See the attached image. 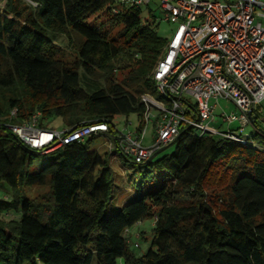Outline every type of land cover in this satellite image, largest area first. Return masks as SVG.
Wrapping results in <instances>:
<instances>
[{
	"label": "trees",
	"instance_id": "obj_1",
	"mask_svg": "<svg viewBox=\"0 0 264 264\" xmlns=\"http://www.w3.org/2000/svg\"><path fill=\"white\" fill-rule=\"evenodd\" d=\"M35 1L36 10L0 3V189L8 195L0 197V264H264L259 128L245 136L254 148L182 127L169 152L135 164L137 192L119 206L110 154L91 149L95 137L42 154L11 133L7 126L35 113L40 124L59 117L67 130L129 114L140 125V96H156L150 75L166 47L151 6L113 14L114 0ZM104 8L98 26L85 23ZM60 35L80 39L72 59ZM117 71L127 73L117 79ZM33 187L46 191L30 197ZM152 218L149 247L136 255L125 232Z\"/></svg>",
	"mask_w": 264,
	"mask_h": 264
},
{
	"label": "built area",
	"instance_id": "obj_2",
	"mask_svg": "<svg viewBox=\"0 0 264 264\" xmlns=\"http://www.w3.org/2000/svg\"><path fill=\"white\" fill-rule=\"evenodd\" d=\"M20 1L32 10L39 7L35 0ZM153 3L161 14L157 20L174 28L150 75L156 96H140V125L129 128L131 123H127L122 132L106 122L71 130L42 129L35 113L19 125L7 126L11 133L42 154L106 134L110 157L121 158L122 164L148 160L172 143L182 127L191 128L198 137L248 144L240 133L250 125L258 130L254 124L261 115L264 119V0H114L110 11L144 9ZM219 100L235 106L236 112L222 111L220 120L229 125L238 121L236 128L220 130L212 125ZM15 115L14 108L10 117ZM150 122L153 139L145 146ZM249 144L259 148L255 142Z\"/></svg>",
	"mask_w": 264,
	"mask_h": 264
},
{
	"label": "rangeland",
	"instance_id": "obj_3",
	"mask_svg": "<svg viewBox=\"0 0 264 264\" xmlns=\"http://www.w3.org/2000/svg\"><path fill=\"white\" fill-rule=\"evenodd\" d=\"M151 9L155 16V23L158 22V24L157 25L154 24V27H153L155 32L161 38L168 39L171 35V32L174 26L170 23L157 20L160 18L161 14H160V11L156 3H153L151 5ZM106 16H107V8H104L102 11L91 15L85 21V23L88 26L95 27V26H98L101 22H103L106 19ZM79 43H80V39L75 35H71L70 43H69L68 38L64 35L58 36L56 40V44L63 49L67 58L69 59H72L73 56L76 55V51L74 47H77ZM126 73L127 71H117L115 75L117 79H121L123 76L126 75ZM218 105L219 107L216 110H214V121H213L215 124L214 126L220 130L232 129L238 126L239 124L238 121L229 125L227 123H222L220 120V113L222 111H224L225 113L236 112L237 110L235 106L232 103L226 102L225 100H219ZM262 110H264V104H262ZM41 123L42 124H40V115H39V118L37 120V125L38 127L42 129H44L43 127H49V128H53L56 130H62L64 127V124L59 117L47 118V119L42 120ZM127 123H131V126L129 128L135 127L138 124V117L135 114H129L128 116L116 115L112 119L113 126L119 132L124 131L126 127L128 128ZM255 124L260 130L264 131V119H262V115L261 117H259V119L256 121ZM250 126L251 128L249 126H247L248 128L247 127L244 128L243 132L240 133V135H244L248 138H252L254 135L252 131L253 125H250ZM105 135L106 134H104V136ZM104 136H101V135L98 137L96 136L91 144V149H95L100 154H103L104 152L105 153L110 152V149L108 147L110 145L109 139ZM152 139H153V125L150 122V124H148L147 129H146L144 145L149 146L152 142ZM170 150L171 148L167 147L164 149L162 153H167ZM41 159H42L41 157L35 159L33 164H31L27 170L29 172L36 171L40 165L39 162H41ZM110 159H111L110 161L111 170L115 173L114 181L116 183V186L117 187L119 186V188L117 189L119 190L118 193L121 192L122 194L120 197H117L115 200L116 205L119 206V205H122L124 199L128 198V200H131L133 198V196L131 195L132 193L130 194L127 193L128 189H130V191L133 192L134 194L135 192H137V188L140 184V177L135 174V171L139 169L138 168L139 166L130 163L129 166L127 164L125 165L126 166L125 167V166H122L121 158L116 159L111 156ZM129 169H132V171H130ZM45 191H46V188H40V187H33V188L25 189V192L30 197H36L44 193ZM0 197L7 199L8 195L7 193L4 192V190L0 189ZM4 218L11 219V218H16V216L9 213V214H6ZM153 222H154V218L146 219L144 221L139 222L138 224H135L129 229L128 233H125V236L129 244L128 245L129 250H131L134 254L141 255L148 249L150 240L152 237L151 230H152ZM135 243L139 247L135 248L133 246V244Z\"/></svg>",
	"mask_w": 264,
	"mask_h": 264
},
{
	"label": "water",
	"instance_id": "obj_4",
	"mask_svg": "<svg viewBox=\"0 0 264 264\" xmlns=\"http://www.w3.org/2000/svg\"><path fill=\"white\" fill-rule=\"evenodd\" d=\"M165 148H166V146L161 147L160 149H158L156 152H154V153L150 156V158H149L148 160L152 159L156 154L160 153V152L163 151Z\"/></svg>",
	"mask_w": 264,
	"mask_h": 264
},
{
	"label": "crops",
	"instance_id": "obj_5",
	"mask_svg": "<svg viewBox=\"0 0 264 264\" xmlns=\"http://www.w3.org/2000/svg\"><path fill=\"white\" fill-rule=\"evenodd\" d=\"M212 125H215L214 123L212 124ZM237 127V126H236ZM236 127H234V128H236ZM250 128H251V126H249ZM248 128V127H247ZM233 129V128H232ZM129 190V189H128ZM122 194H121V192L120 193H118V196L117 197H120ZM138 224V223H137Z\"/></svg>",
	"mask_w": 264,
	"mask_h": 264
}]
</instances>
